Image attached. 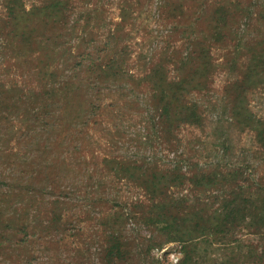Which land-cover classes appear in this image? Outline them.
Returning <instances> with one entry per match:
<instances>
[{
	"label": "rangeland",
	"instance_id": "rangeland-1",
	"mask_svg": "<svg viewBox=\"0 0 264 264\" xmlns=\"http://www.w3.org/2000/svg\"><path fill=\"white\" fill-rule=\"evenodd\" d=\"M184 261L264 264V0H0V264Z\"/></svg>",
	"mask_w": 264,
	"mask_h": 264
},
{
	"label": "trees",
	"instance_id": "trees-1",
	"mask_svg": "<svg viewBox=\"0 0 264 264\" xmlns=\"http://www.w3.org/2000/svg\"><path fill=\"white\" fill-rule=\"evenodd\" d=\"M164 90L165 89H162V91H164ZM162 91H161V93H162ZM163 99H164V97H163ZM171 108H172L171 102L166 101L165 102V105H164V111H166L165 112L166 116H171L172 115V112H170ZM186 113H188V112H182L181 114H186ZM130 167H131V171H133V172L138 171V172L144 173V171H142L138 167H135V166L134 167L133 166H130ZM144 178L147 179L148 181L151 180V178H149L148 176H145V175H144ZM148 181H147V183H148ZM150 187H152V189L154 190L157 187V183H155V181L152 182L150 184ZM231 207L232 206L230 204H228L224 208L225 210L223 211L222 216H220L218 218V220H217L218 223L220 222L217 227L223 228V227L229 226V221H235V220H237V216H236L237 213L235 212V208H234V206H233V208H231ZM186 217L187 218H190L194 222L195 229H197V233L205 234L206 231L208 229H210V226L208 224L211 221H210L209 217L206 216L205 213H198V215L196 217H192V216L189 217V214L187 213L186 214ZM245 217L246 216L244 214L243 217H242V219L245 220ZM165 218L168 219L167 221L170 223V226L172 228L175 229V227H176V228H178L177 230L179 231V228H180L179 227L180 226V220L179 219H180V217H174V218L165 217ZM169 218H170V220H169ZM234 223L235 222H233L232 224H234ZM187 226H186V228H189L190 227V225H187ZM181 231H182V229H181ZM183 232H184V230H183ZM186 262L187 261H184L183 264H186Z\"/></svg>",
	"mask_w": 264,
	"mask_h": 264
}]
</instances>
